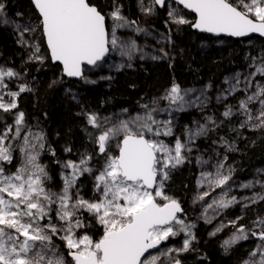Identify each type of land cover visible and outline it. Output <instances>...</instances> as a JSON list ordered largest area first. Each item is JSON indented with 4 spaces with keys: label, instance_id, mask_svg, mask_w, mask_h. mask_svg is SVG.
I'll use <instances>...</instances> for the list:
<instances>
[{
    "label": "snow or ice",
    "instance_id": "obj_1",
    "mask_svg": "<svg viewBox=\"0 0 264 264\" xmlns=\"http://www.w3.org/2000/svg\"><path fill=\"white\" fill-rule=\"evenodd\" d=\"M31 3L38 13V23L21 24L7 18L6 5L0 0V26L15 28L17 42L32 50L29 61L44 63L41 43H46L50 59L62 65L64 75L96 83L87 78L85 71L88 66L101 69L110 53L118 54L122 60L110 66L117 71L132 67L131 61L137 53L140 59L144 58L143 49L134 40H122L117 35V30L123 28L137 33L145 30L122 14L116 0H112V10L107 14L92 0H31ZM138 7L146 16L155 14L157 7L166 9L169 18L166 24L190 25L217 37L250 38L253 34L264 37V0H149L147 4L138 0ZM183 10L195 14V19L189 20ZM109 19L113 22L111 31L106 25ZM37 32L39 40L35 36ZM250 59L248 67L253 70L243 79L239 72L226 77L227 87L215 99L219 104L236 93H243V97L236 104L224 103L222 119L205 115L203 123L193 121L191 126L184 125L182 136L175 134V114L189 109L204 112L210 103L211 84L197 90L181 89L174 83L160 97L141 104V111L135 115L126 116L127 109L108 117L83 112L87 125L96 130L93 133L85 129L89 141L96 146L95 152L85 150L78 160L57 161L62 168L59 191L49 187L52 177L47 166L40 162L45 150L44 133L32 132L27 127L25 113L13 111L18 109L19 96L33 89L22 83L17 91L4 92L8 89L6 81L22 77L14 68L0 65V121L4 113L14 115L11 124L5 123L0 128V264H69L55 239L63 241L71 264H182L177 256L190 250L196 239L192 231L195 224L180 218L178 214H183L184 209L177 198L165 191L167 182L175 170L193 162V152H199L196 141L209 138L210 133L226 122L239 118L238 125L229 129L237 137L242 135L240 129L264 131V83L258 79L264 77V49ZM161 101L165 102L164 106ZM165 115L166 119H160ZM168 137L172 140L165 139ZM212 144L225 153L214 164H211L213 156H221L215 148L207 159L203 153L195 156V163L201 169L197 188L206 186V190L197 193L193 204L204 202L200 218L206 223L234 205L246 210L264 201V180L258 178L264 169L257 170L255 180L239 185L241 189L259 185L260 192L240 198L229 195L236 170L227 165V153L239 149L235 140L226 137L212 140ZM64 151L70 153L72 148L66 147ZM16 152L20 160L13 168L10 166L14 165ZM96 157L102 158V162ZM94 161L99 167L93 166ZM210 164L213 171L206 170ZM85 174L93 181L96 195L91 199L81 195L78 184ZM216 189L221 191L212 197ZM207 197L212 198L205 202ZM240 219L238 216L228 223L221 222L209 235L215 236L229 225L235 228L221 245L226 254L239 241L249 239V235L257 238L260 243L242 264H264V217L253 222L259 231L243 225L237 227ZM93 223L102 228L99 239L88 234L87 229ZM181 233L185 235L182 247L161 248L169 238Z\"/></svg>",
    "mask_w": 264,
    "mask_h": 264
},
{
    "label": "rangeland",
    "instance_id": "obj_2",
    "mask_svg": "<svg viewBox=\"0 0 264 264\" xmlns=\"http://www.w3.org/2000/svg\"><path fill=\"white\" fill-rule=\"evenodd\" d=\"M3 2L6 7L10 5L8 10L5 8V15L7 18L15 20L21 24L28 22L26 16L16 15V13H22L18 4L12 3V6V4H10V0H3ZM116 2L121 5V11L124 16H126L129 20L134 19L137 22V25L141 26L142 29L145 30V32L137 33L131 29L123 28L117 30V35L122 40H127L129 38L134 40L138 47L143 49V54L145 55L143 59H139L137 57V53L131 61L132 67H125L117 71L115 68L110 66L119 64L122 60L118 54L110 53L109 57H107V63L104 64L101 69H93L92 72L87 74L85 73L89 80L96 81V83H86L82 80V82L87 86L86 88L89 89L91 87L92 93L95 95L93 99L89 101L90 112H98L101 117H108L121 113L123 109H127L128 112L125 114L126 116L135 115L141 111L140 103L143 100L146 99V102L148 103L152 100V98L160 97L174 83L179 84L181 89L194 88L197 90L211 84L212 87L208 90V95L211 99L209 106L204 110V112L197 109H189L186 112H179L175 114V134L177 136H182L184 125L191 126L193 121H200L203 123L205 115H215L218 120L222 119L220 114L224 111V103L236 104L237 100L243 97V93H236L234 96H229L228 100L224 103L219 104L215 99L219 91L227 87L224 83L226 77L230 78L235 73L239 72L242 74L241 78L243 79L244 75H247L253 70L248 67L251 63L250 58L251 56L258 55L261 49H264V40L260 38L242 40L240 42V46L238 44L237 47L233 46L231 43H227L223 39L218 40L217 38L208 36L206 38L198 39V42H195V40L193 41L188 36L180 33L177 30L178 27H173L171 23L166 24L159 22L160 25L156 26V21H158L159 18L155 14H153L151 21L143 19L142 16H144V14L138 7V0H134V4H129V7L133 10V15L130 17L126 14V10L128 8L126 0H116ZM148 2L149 0H145L146 4ZM106 4L108 5V13L112 10V0L107 1ZM163 16V19L168 17L166 9L163 10ZM112 25L113 22L109 19V31H111ZM0 36L10 39V43L3 45L4 48L1 49L3 52H0V65L14 68L21 74L22 77V79L6 81L8 83V89H4V92H7L9 89L17 91L19 84L26 83L33 89V91L22 93L19 96L18 109L23 106L26 98H31L35 104H38V102H40V100L45 96V88L53 82L51 80L52 78H50L45 71L41 72V63L29 61L28 57L32 50L31 48H26L17 42L19 37L14 27L0 26ZM25 38L28 39L29 37L26 35ZM149 40L152 42H149ZM6 49L8 51L7 55L4 53ZM161 49H163V52ZM164 53H167V56H164ZM153 55L161 58L154 60L151 58ZM246 57L248 58L246 59ZM223 60L225 63H223ZM220 68L223 70L221 75L218 72ZM189 69L194 70L193 74L188 73ZM32 70L36 74L35 78L30 77V72ZM101 76H111L112 79H100ZM193 77H197L198 83L194 82ZM216 77H219V84H217V86H215L216 83L214 84V78ZM258 79L261 83H264V77H259ZM66 94H70L72 97L75 96L73 101L76 105H84L86 93L79 84L67 88ZM106 95L115 96L122 99V101L116 107H112L105 101L104 97ZM5 99H9V97L5 96ZM164 103L165 102L161 101V106H164ZM18 109L13 111L15 112ZM63 112L67 113L65 110ZM166 118V115L160 117V119ZM232 122L237 126L239 118H234ZM229 127V123L226 122L222 127L217 129L215 133H210L209 138L198 139L196 141V145L199 148V152H193V162L185 164L183 167L175 170L173 172L172 179L167 182L165 189L167 194L177 198L183 206L186 204V207L189 209V213H186L184 216L180 215V218L184 219L186 223L195 224L192 231L195 234L196 239L192 242L190 250L188 252L180 253L177 256L178 259L185 262L194 264H197L200 260L206 262L208 259L206 256L208 255L209 257V253L211 257H220V255L227 257V254H230L235 248H238L236 247L238 245L235 244L227 254L224 252L221 245L224 240L229 239L232 236L235 228L229 225L215 236H210L209 234L213 232L214 229L221 224V222L228 223L229 220H233L238 216H241L242 219L237 222V227L243 225L246 229H248L249 224L253 223L258 217H262L263 215L260 209L261 207L264 208V201L251 205L246 210H242L241 205L237 204L227 210H224L220 215L216 216L215 219H212L211 223H206L204 219L200 218L202 213V203L204 202L193 204V199L197 193L206 190V186L205 188H197V179L201 169L195 163V156L203 153L205 159H207L210 155H213L212 149L215 148L221 153V156H213L211 164H214L217 159H221L225 154L224 150L219 148L218 145H213L212 140L219 141L220 137H224L226 135L225 130H228ZM242 130L245 132L244 135H241L240 137L235 135L232 138L237 143L239 142L238 144L236 143L239 150L227 153V165L233 166L236 170L233 180L230 181V184H232V191L229 195H234L237 198L242 196H251L253 192L261 191L259 185L253 189H241L239 185L242 182L255 180L258 177L257 170L264 169V164H262L261 166L258 165L257 169L249 177L242 174L241 170L244 169L245 158L254 152V160H257L261 157V152L264 149V131H253L247 128L240 129V131ZM165 139L170 141L172 140V137ZM69 146L72 148V152H65L63 149L65 153L63 155V161L78 160L79 154L85 150L91 152L88 149H85L80 142H71L68 145L66 144V147ZM231 154L233 158L230 157ZM40 162H44L43 152L40 156ZM211 164L206 166V170H214L212 169ZM93 166L99 167V164H95L94 161ZM191 166H194L197 178L194 185V193L189 196L186 192V181L188 178V171ZM61 172L58 187L54 189L53 178L49 182V187H51L53 191H59L60 187H62ZM258 178L264 180V173L259 174ZM78 184L81 186V195L84 196L85 199H91L94 195H96L92 189V177L88 174L80 177ZM220 191V189H216L215 192L212 193V197L217 196ZM212 197H207L205 202L210 201ZM209 215H212L211 210H209ZM94 225V223L91 224L89 229H87L88 234L91 235L93 239H99L100 237L95 238L94 236ZM253 229L260 230L255 227H253ZM249 237H251L249 238L251 246H254L255 248L260 241L251 235H249ZM184 239L185 235L183 233L179 236L171 237L168 241L164 242L165 246L163 248H180L182 247ZM55 244L58 246L59 252L62 253L69 264H71V258L67 256V249L64 248L63 241L55 239ZM173 255L177 254L173 253ZM248 257L249 253L244 254L239 252L237 253V256H234V260L236 261V264H242V262ZM237 260L239 261L237 262Z\"/></svg>",
    "mask_w": 264,
    "mask_h": 264
},
{
    "label": "trees",
    "instance_id": "obj_3",
    "mask_svg": "<svg viewBox=\"0 0 264 264\" xmlns=\"http://www.w3.org/2000/svg\"><path fill=\"white\" fill-rule=\"evenodd\" d=\"M19 1V0H14ZM109 0H92L93 3H96L101 10L107 14L108 10V5L106 2ZM128 7L129 4H134V0H126ZM20 6L23 9V12L26 15H29V20L33 23H38V13L36 12L34 6L28 2L27 0H20L19 1ZM175 6V4H173ZM179 7V6H176ZM183 14L187 16L189 20H194L195 15L190 14L186 11L183 10ZM155 15L158 16L159 20L156 21V24L160 25L159 22L166 23L168 21V17L163 19V11H159L158 9L156 10ZM153 15L150 16H142L143 19H146L148 21H151ZM148 18V19H147ZM134 20V19H133ZM108 23V20H107ZM171 25L173 27H178V31L180 33L186 34L192 33L197 39L201 38H206V35H201L198 34L197 32L193 31L191 29L190 25H182V26H177L175 24ZM138 26V25H137ZM142 28L141 26H138ZM37 40L40 39V33L37 32L35 34ZM227 43H231L233 46H237L241 41L237 40H231L227 39L225 40ZM41 54L45 57L44 63L49 67V71L51 72V80L56 81V83L52 87H46L45 88V96L38 102V104H35L31 98H26L24 100L23 106L18 109L17 111H23L25 113V119H26V124L29 129H31L32 132H43L45 136V150L43 151V163L44 165L47 166L49 174L52 176L53 180V187L54 189L58 187V183H60V172H61V164L57 163L59 162H64L63 161V155L65 154L63 149L66 148V144L69 140V134L73 130H82L81 134H84L85 137L88 139L87 132H93L95 133L96 130L92 129L90 125H87L86 120L83 116V112L88 111L90 112V106H89V101L93 99L95 96L92 93L91 87L87 89L86 85L82 82V80L78 81H71L67 79L63 75L62 68L60 66L53 65L49 56V52L46 46V43H41ZM92 68H87L85 73H90L92 72ZM30 77L35 78L36 74L32 70L30 72ZM194 78V77H193ZM194 82L198 83L197 77L194 78ZM216 83V84H215ZM219 83V77L214 78V84L217 86ZM79 84L82 88L83 91L86 93V98H85V103L84 105H76L73 101V97L70 94H66V89L69 88L70 86ZM105 101L112 107H116L122 99L117 98L115 96H110L106 95ZM147 100H143L141 104L147 103ZM67 111V113L63 111ZM16 112V111H15ZM80 114V115H78ZM3 115V121H0V127H3V125L6 124H11L14 119L13 114H7L4 113ZM229 129L233 126H236L235 123L231 121L229 123ZM87 129V132L85 131ZM242 135L245 134V132L242 130L240 131ZM234 135H236L235 132H232ZM56 140V141H55ZM60 140V143H57V141ZM89 141V139H88ZM18 143V142H17ZM89 143L94 146L93 153L95 152L96 146L89 141ZM52 151L55 152V155H52ZM15 156V161L14 165L10 167H15L16 165L19 164L20 156L19 153L16 152L14 153ZM261 157L257 160H253L251 164H247L245 162L244 169L241 170L243 175L250 176L254 171L257 169V166L259 165L260 161L263 160V156L260 155ZM233 158L232 154L230 156ZM96 159H101L102 158L96 157ZM192 170L195 171L194 166ZM196 172V171H195ZM190 196V195H189ZM189 201V200H188ZM261 213H263L262 217H264V208L261 207ZM184 213L181 214V216L185 215L186 213H189L188 207H186V204H184ZM94 236L95 238L100 237L102 234V229L98 225H94ZM255 227L254 224L249 225L248 229H253ZM259 231V230H256ZM238 245V244H237Z\"/></svg>",
    "mask_w": 264,
    "mask_h": 264
},
{
    "label": "bare ground",
    "instance_id": "obj_4",
    "mask_svg": "<svg viewBox=\"0 0 264 264\" xmlns=\"http://www.w3.org/2000/svg\"><path fill=\"white\" fill-rule=\"evenodd\" d=\"M126 14L127 16H132L133 15V10H131V7H128L127 10H126ZM156 26L158 24H155ZM185 36H188L189 38H191L193 41L195 40V42H198V39L192 34V33H186L184 34ZM149 42H152L149 40ZM8 43H10V39H8L7 37H3V36H0V52H3L1 49L4 48L3 45H7ZM237 47V46H236ZM4 50V49H3ZM139 55L140 53H138V58H139ZM145 55V54H144ZM238 57V56H237ZM140 59V58H139ZM223 63H225V61L223 60ZM223 65V64H221ZM41 67H42V70L41 72L45 71V73H47L49 75V77H51V72L49 71V67L47 65H45V63L41 64ZM223 68V67H222ZM222 68L219 69V74L221 75L223 70ZM40 72V74H41ZM194 70L193 69H189L188 70V73L189 74H193ZM94 73V72H93ZM91 73V74H93ZM91 78H92V75H91ZM219 84V83H218ZM95 113H98V112H95ZM99 114V113H98ZM82 130H73L70 134H69V140L67 142V145L70 144L71 142H80L83 147L85 149H88L89 151L93 152V149H94V146H92L88 139L85 137L84 134H81ZM225 136L227 139L229 140H234L232 139L235 135L229 130H225ZM56 141V140H55ZM57 143H60V140L57 141ZM237 143V142H236ZM239 143V142H238ZM237 143V144H238ZM241 149V148H240ZM245 149V148H244ZM252 153V152H251ZM261 155L263 156V160L260 161L259 163V166H261L262 164H264V149L263 151L261 152ZM63 159V158H62ZM254 160V152L250 155L247 156V158H245V162L247 164H251ZM193 166H191L189 168V171H188V178H187V193L191 196L193 193H194V185H195V182H196V172L194 170H192ZM199 225V224H198ZM251 238V237H249ZM238 244V247L241 248L240 252L242 253H250L253 249H254V246H251L250 244V240H244V241H240L237 243ZM249 246V247H248ZM240 258V257H239ZM248 259V258H247Z\"/></svg>",
    "mask_w": 264,
    "mask_h": 264
},
{
    "label": "flooded vegetation",
    "instance_id": "obj_5",
    "mask_svg": "<svg viewBox=\"0 0 264 264\" xmlns=\"http://www.w3.org/2000/svg\"><path fill=\"white\" fill-rule=\"evenodd\" d=\"M19 1H20V0H19ZM19 1H15V2H14V0H10V4H12V3H13V4H18L20 10H21L22 13H23V15L27 17V21H30V20H29V15H26V14L23 12V9H22V7L20 6ZM13 4H12V6H13ZM9 7H10V5H8V6L6 7V10H8ZM158 10L161 11L160 9H158ZM4 53H5L6 55L8 54L7 49L5 50ZM252 224H253V223H251V224H249V225H252ZM164 246H165V245H164V243H163V244L161 245V248H163ZM236 247H238V246H236ZM240 250H241L240 247L235 248L230 254H227V257H223L222 255H220V257H219V256H213V257H211V256H210V253H209V257H208V255L206 256V258H208V259L206 260V262L203 261V260H200V261H198L197 264H236V261L234 260V256H237V253H239ZM156 251H158V250H156ZM156 251H154L153 253H155ZM240 253H241V252H240ZM237 259H238V258H237ZM238 261H239V260H237V262H238ZM181 262H182V264H194V263H190V262H185V261H183V260H181Z\"/></svg>",
    "mask_w": 264,
    "mask_h": 264
},
{
    "label": "water",
    "instance_id": "obj_6",
    "mask_svg": "<svg viewBox=\"0 0 264 264\" xmlns=\"http://www.w3.org/2000/svg\"><path fill=\"white\" fill-rule=\"evenodd\" d=\"M28 2H30L31 3V0H27ZM32 4V3H31ZM33 5V4H32ZM34 6V5H33ZM178 6H180V5H178ZM181 8H182V6H180ZM160 9V8H159ZM160 10H162V9H160ZM184 11H186V12H188V10H184ZM188 13H190V12H188ZM190 14H193V13H190ZM193 15H195V14H193ZM106 25H107V22H106ZM191 29L193 30V31H195V32H197L198 34H201V35H206V36H209V37H214V38H224V39H231V40H237V41H242V40H248V39H251V38H260V39H262V40H264V37H259L258 35H256V34H253L250 38L249 37H244V38H232V37H226V36H220V37H217V36H215V35H212V34H208V33H202V32H200V31H198V30H196V29H194V28H192L191 27ZM49 52V51H48ZM49 56H50V52H49ZM51 62H52V64L53 65H58V66H60L61 68H62V65H60L58 62H53L52 60H51ZM88 68L90 69L91 68V66H88ZM64 75V74H63ZM67 79H69V80H71V81H78V80H81V79H79V78H75V77H67L66 75H64ZM181 206H182V208H183V204H181ZM178 215H180V214H178ZM152 252H154V251H156V250H151Z\"/></svg>",
    "mask_w": 264,
    "mask_h": 264
}]
</instances>
